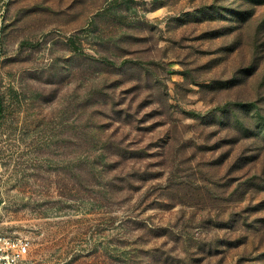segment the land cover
<instances>
[{
  "label": "rangeland",
  "instance_id": "1",
  "mask_svg": "<svg viewBox=\"0 0 264 264\" xmlns=\"http://www.w3.org/2000/svg\"><path fill=\"white\" fill-rule=\"evenodd\" d=\"M0 232L264 264V0H0Z\"/></svg>",
  "mask_w": 264,
  "mask_h": 264
},
{
  "label": "built area",
  "instance_id": "2",
  "mask_svg": "<svg viewBox=\"0 0 264 264\" xmlns=\"http://www.w3.org/2000/svg\"><path fill=\"white\" fill-rule=\"evenodd\" d=\"M29 252L28 238L0 232V264H25Z\"/></svg>",
  "mask_w": 264,
  "mask_h": 264
}]
</instances>
